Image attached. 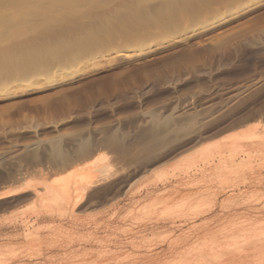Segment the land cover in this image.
Here are the masks:
<instances>
[{
  "label": "rangeland",
  "instance_id": "obj_1",
  "mask_svg": "<svg viewBox=\"0 0 264 264\" xmlns=\"http://www.w3.org/2000/svg\"><path fill=\"white\" fill-rule=\"evenodd\" d=\"M240 132L264 147V0H0V264L132 262Z\"/></svg>",
  "mask_w": 264,
  "mask_h": 264
},
{
  "label": "bare ground",
  "instance_id": "obj_2",
  "mask_svg": "<svg viewBox=\"0 0 264 264\" xmlns=\"http://www.w3.org/2000/svg\"><path fill=\"white\" fill-rule=\"evenodd\" d=\"M234 133L218 141L213 146L217 147L216 150L211 148L214 154L211 155L212 152H208L205 146L197 151L193 160L183 162L186 170L198 173L192 174L183 185L175 184V197L179 202L176 208L173 207L174 210L170 217L154 219L151 217L156 215L155 212L154 214L146 209L148 214L152 213L150 218L145 213L146 211H144L145 215L141 212L142 218L148 215L147 220L145 219L147 222H144L146 225L143 232L145 231L148 235H162V237L156 244L153 242L140 245L136 240L126 242L134 250L144 249V254L134 257V260L132 258L133 261H129L130 263L122 261L124 264H157L165 258H170L169 264H264V147L255 145L257 135L252 132ZM228 143L237 145L244 143V145L227 147ZM208 160L210 163H212L210 160H217V163L209 165ZM99 161H102L101 158L96 159L86 168L98 167ZM174 165L176 166L177 163ZM178 165L181 164L178 163ZM102 167L96 168L94 174L90 173L91 176L87 179L81 176L78 181L79 177H77L79 191H76L74 197H69L70 192L68 193L70 195L63 199L64 194L61 200L65 201L64 204H60L59 210L70 205L72 201L73 207L80 204L86 190L97 184L101 179L100 175L106 173L107 170L104 171L106 168L103 170ZM208 174H213L215 180L212 176V179L206 178ZM106 179L105 177V181ZM212 181L217 184H212ZM183 189L186 192H182ZM49 192L51 193L52 190ZM52 200L57 202L56 199ZM167 209L170 211L172 208ZM140 238L144 239L142 236ZM122 262L116 263L123 264Z\"/></svg>",
  "mask_w": 264,
  "mask_h": 264
}]
</instances>
